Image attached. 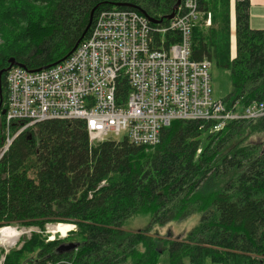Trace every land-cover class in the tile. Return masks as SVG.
Returning <instances> with one entry per match:
<instances>
[{"label": "trees", "instance_id": "trees-1", "mask_svg": "<svg viewBox=\"0 0 264 264\" xmlns=\"http://www.w3.org/2000/svg\"><path fill=\"white\" fill-rule=\"evenodd\" d=\"M175 2L0 0V70L9 58L36 70L65 57L93 8L89 29L112 3L159 19ZM198 4L191 58L229 69L226 104L260 101L264 30L248 26L249 0H235L234 29L230 0ZM261 134L264 119L229 121L214 133L200 123L175 120L161 130L158 144L144 146L127 139L90 142L78 120L42 121L17 135L0 158V227L39 231L20 236L7 252L0 250L1 264H262L264 147L253 140ZM194 214L200 215L198 222L182 241L151 230ZM137 217L147 218V224L124 230ZM48 223L73 224L75 230L51 240L44 235ZM65 243L77 246L67 249Z\"/></svg>", "mask_w": 264, "mask_h": 264}, {"label": "built area", "instance_id": "built-area-1", "mask_svg": "<svg viewBox=\"0 0 264 264\" xmlns=\"http://www.w3.org/2000/svg\"><path fill=\"white\" fill-rule=\"evenodd\" d=\"M199 16L198 0H181L162 26L129 10L100 11L63 62L40 72L10 70L6 123L83 119L91 140L123 134L133 144L153 146L175 120L214 133L229 121L264 119V98L245 107L212 98L210 63L191 58Z\"/></svg>", "mask_w": 264, "mask_h": 264}, {"label": "rangeland", "instance_id": "rangeland-1", "mask_svg": "<svg viewBox=\"0 0 264 264\" xmlns=\"http://www.w3.org/2000/svg\"><path fill=\"white\" fill-rule=\"evenodd\" d=\"M233 47V45H232ZM209 75H210V85H211V96L214 100H224L226 96L229 95L230 91H231V82H230V76H229V69L227 68H218L216 67L214 64H211L209 67ZM105 139H109V140H123L124 139V135L120 134V135H108L105 137ZM253 140L256 143H259L262 145V147H264V135H258L255 136L253 138ZM5 137L3 140V143L0 147V151L1 148L3 146V144H5ZM263 142V144H262ZM199 214H194L191 215L190 217H186L180 221H171L163 226L160 227H152L151 230L153 231V234L158 233V236L161 238H164V236H166L168 239H175V240H180L182 241V238L193 228V226L196 225V223L198 222L199 219ZM58 224H64V223H48L45 226V230H44V235L46 237H48V239H54L55 235H58L59 237H64L67 234L66 232H62L60 231V229H58ZM66 224V223H65ZM147 224V218L145 217H137L134 219H131L128 222V225L124 228V230H128V231H136L138 229L143 228L145 225ZM4 227H9V228H15L18 231H21V235L20 236H24V237H29L31 231H35V232H39L38 229L36 227H20V226H10V225H6L1 228ZM73 228L69 229V231H74L75 230V226H72ZM157 235V234H156ZM20 238V237H19ZM18 240L16 241V243H14L11 246H3L0 245V250H4L5 252H7L9 249L14 248L17 244ZM21 243H19L18 246H20ZM68 243H65V245H63V247L67 246ZM259 258V257H258ZM261 258V257H260ZM264 259V257H262ZM3 259V256H0V264H1V260Z\"/></svg>", "mask_w": 264, "mask_h": 264}, {"label": "bare ground", "instance_id": "bare-ground-1", "mask_svg": "<svg viewBox=\"0 0 264 264\" xmlns=\"http://www.w3.org/2000/svg\"><path fill=\"white\" fill-rule=\"evenodd\" d=\"M113 6V5H112ZM116 7H120V6H113L112 8H116ZM112 8H109V9H112ZM116 9H119V8H116ZM107 10V9H106ZM131 11V10H129ZM133 12H136V11H133ZM139 12H141V10H139ZM138 13V12H136ZM139 14V13H138ZM142 16H144L146 19H147V15L145 16V13L141 12ZM140 14V15H141ZM148 20V19H147ZM157 20V19H156ZM148 22L150 23V25L152 26H162V25H157V24H154V23H151L149 20ZM154 24V25H153ZM92 28V27H91ZM90 28V29H91ZM90 29L88 31L87 34H85V36L80 40V42L78 43V45L88 36L89 32H90ZM78 45L74 48V50L69 54L67 55L62 61L60 62H63L66 58H68L75 50L76 48L78 47ZM58 62V61H57ZM60 62L49 66L47 68H44V69H41V70H27L25 67H20V66H16V65H13L11 66L7 71H5V101H4V104H3V107L2 109L5 110L4 114L3 115V118H2V125H3V133H4V137H5V144H3L2 148H1V151H0V158L2 157L3 153L8 149L9 145L11 144L12 140L17 136L19 135L20 133H22L23 131H25L26 129L42 122V121H39V122H36V123H33L31 125H28L26 127H24V125L27 123V121L25 120H18V119H14V120H11L8 124L6 123V114H7V110H8V87H7V76L10 72L11 69L15 68V67H18V68H21V69H24L25 71L27 72H40V71H43V70H46L48 68H51L57 64H59ZM8 63V62H7ZM19 63V62H18ZM21 64V63H20ZM8 67V66H7ZM6 67V68H7ZM4 68V69H6ZM3 70V69H2ZM1 71V70H0ZM4 73V72H3ZM1 78V77H0ZM264 98V97H263ZM2 102V100H1ZM258 102V101H257ZM1 106H2V103H1ZM1 107H0V112H1ZM1 115V114H0ZM46 120H51V119H46ZM55 120V119H53ZM56 120H78V121H81L83 122L84 124V127H85V130L87 132V135H88V131H87V128H86V123L83 119H70V118H67V119H56ZM45 121V120H43ZM253 122V121H251ZM24 127V128H22ZM22 128V129H21ZM12 129H14V131H12ZM19 131V132H18ZM108 135H113V134H108ZM107 135V136H108ZM88 138H89V135H88ZM124 139H127V138H124ZM90 142H96V141H102V140H109V139H105V137L101 140H91L89 138ZM128 140V139H127ZM129 141V140H128ZM160 141V139H159ZM130 142V141H129ZM131 143V142H130ZM159 143V142H158ZM157 143V144H158ZM133 144V143H132ZM136 145V144H134ZM144 146H151V145H144ZM154 146V145H153ZM72 226H74L73 224H58V229H60V231L62 232H68L69 229L73 228ZM21 235V231H18L17 229L15 228H9V227H4V228H1L0 229V245H3V246H11L13 245L14 243H16L17 240H19V237ZM72 244V243H71ZM73 244H76V243H73ZM69 244H67L68 246ZM67 246H65L64 248H67ZM77 246V244H76Z\"/></svg>", "mask_w": 264, "mask_h": 264}, {"label": "crops", "instance_id": "crops-1", "mask_svg": "<svg viewBox=\"0 0 264 264\" xmlns=\"http://www.w3.org/2000/svg\"><path fill=\"white\" fill-rule=\"evenodd\" d=\"M234 2L230 0V25L231 29H234ZM248 14V26L251 29L264 30V0H249ZM206 24L210 23V18L205 20ZM235 38L234 35L231 37V51L232 54L235 52ZM233 45V47H232Z\"/></svg>", "mask_w": 264, "mask_h": 264}, {"label": "water", "instance_id": "water-1", "mask_svg": "<svg viewBox=\"0 0 264 264\" xmlns=\"http://www.w3.org/2000/svg\"><path fill=\"white\" fill-rule=\"evenodd\" d=\"M180 1L181 0H176V2L174 3V5H173V7H172V11H171V13L170 14H168V15H165V16H163L162 18H159V19H152V18H149L148 16H146L147 17V19L151 22V23H154V24H161L164 20H171L173 17H174V15H175V13H176V10H177V8H178V6H179V4H180ZM112 5L113 6H120V7H122V6H125V7H129L128 6V4H126V3H112ZM94 10H95V8H93V9H91L90 10V12H89V17H88V22H87V24L85 25V27H84V29H83V31H82V33H81V35H80V37L75 41V43H74V45H73V47H72V49L68 52V54L67 55H69L73 50H74V48L78 45V43L80 42V40L85 36V34L87 33V31H88V29H89V27H90V25H91V22H92V18H93V12H94ZM142 12V11H141ZM66 55V56H67ZM65 56V57H66ZM65 57H63L62 59H60L58 62H60V61H62ZM7 62H8V67L6 68V69H3V70H1L0 71V77H1V75H2V73L3 72H5V71H7L11 66H13V65H16V66H20V67H24L22 64H20V63H18L16 60H14L13 58H9L8 60H7ZM58 62H56V63H58ZM56 63H53L52 65H54V64H56ZM49 66H51V65H48V66H46V67H44V68H47V67H49ZM44 68H40V69H37V70H41V69H44ZM1 100H0V107H1ZM4 112H5V110L4 109H2L1 110V112H0V114L2 115V114H4ZM76 247V244H69L68 246H67V249H74Z\"/></svg>", "mask_w": 264, "mask_h": 264}]
</instances>
